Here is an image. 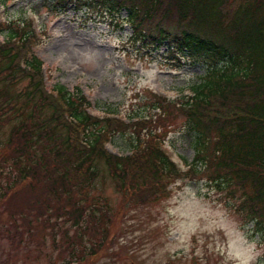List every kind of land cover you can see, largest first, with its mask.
Here are the masks:
<instances>
[{
	"label": "trees",
	"instance_id": "obj_1",
	"mask_svg": "<svg viewBox=\"0 0 264 264\" xmlns=\"http://www.w3.org/2000/svg\"><path fill=\"white\" fill-rule=\"evenodd\" d=\"M47 1L54 15L124 13L140 61L164 47L166 66L198 64L205 73L182 98L153 93L147 113L125 123L94 114L104 104H91L78 89L46 88L32 22L0 24V223L13 228V236L4 230L10 247H28L40 232L55 250L67 247L60 255L84 253V235L89 244L112 238L116 212L97 193L99 181L108 179L139 209L169 199V186L186 176L221 194L264 248V0ZM175 111L192 137L188 171L171 160L162 138L142 134L148 125L173 126ZM128 129L130 153L109 152L114 135Z\"/></svg>",
	"mask_w": 264,
	"mask_h": 264
},
{
	"label": "rangeland",
	"instance_id": "obj_2",
	"mask_svg": "<svg viewBox=\"0 0 264 264\" xmlns=\"http://www.w3.org/2000/svg\"><path fill=\"white\" fill-rule=\"evenodd\" d=\"M120 16L89 19L73 10L54 15L47 0H10L0 5L1 23L33 22L38 35L33 52L43 62L47 87L58 83L69 91L78 89L91 104H104L94 114H110L132 123L137 115L147 113L153 93L169 100L189 95L205 68L187 63L171 69L159 57L164 47L140 61L129 45L131 29L122 20L124 13ZM183 120L175 111L173 126L162 130L160 124L148 125L142 134L151 132L157 140L162 138L171 160L188 171L186 164L192 161L194 150ZM130 138V129L115 134L106 148L117 156L128 155ZM104 183L98 182L97 193L116 212L113 218L110 214L111 241L94 239L89 244L84 235L87 249L71 258L60 255L69 251L66 246L55 250L49 238L43 241L36 232L28 238V247L17 250L10 247L11 240L4 233L8 229L15 235L13 228L0 223V264H190L193 256L196 264H264V248L258 236L250 235L251 225L244 226L230 204L225 205L221 194L203 180L183 176L169 186V199L139 209L115 192L108 179Z\"/></svg>",
	"mask_w": 264,
	"mask_h": 264
}]
</instances>
